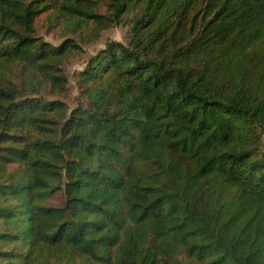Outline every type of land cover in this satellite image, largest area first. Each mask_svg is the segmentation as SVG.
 <instances>
[{
  "label": "trees",
  "instance_id": "obj_1",
  "mask_svg": "<svg viewBox=\"0 0 264 264\" xmlns=\"http://www.w3.org/2000/svg\"><path fill=\"white\" fill-rule=\"evenodd\" d=\"M99 8L0 0V264H264V0Z\"/></svg>",
  "mask_w": 264,
  "mask_h": 264
},
{
  "label": "rangeland",
  "instance_id": "obj_2",
  "mask_svg": "<svg viewBox=\"0 0 264 264\" xmlns=\"http://www.w3.org/2000/svg\"><path fill=\"white\" fill-rule=\"evenodd\" d=\"M100 4L99 11L105 13L107 11L108 0H97ZM61 20H54L43 14L37 21L38 33L46 41L57 45L60 44L64 38H74L80 49L74 51L64 63V71L68 77L67 89L61 96H54L63 100L68 107H72L79 96V84L77 80V72L85 66L88 58L97 52L105 42L113 40L119 42H126L128 38V27L122 24H112L110 27L103 29L97 36L89 32L81 36L70 30L69 26L60 22ZM81 37V38H80ZM87 39V40H85ZM47 96H51L45 94ZM61 198L54 196L51 199L53 204H59Z\"/></svg>",
  "mask_w": 264,
  "mask_h": 264
}]
</instances>
